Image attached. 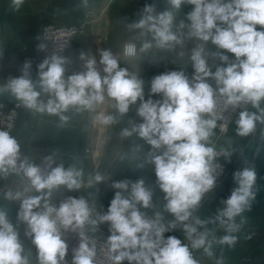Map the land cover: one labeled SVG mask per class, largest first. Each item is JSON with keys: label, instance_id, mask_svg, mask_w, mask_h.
<instances>
[{"label": "clouds", "instance_id": "1", "mask_svg": "<svg viewBox=\"0 0 264 264\" xmlns=\"http://www.w3.org/2000/svg\"><path fill=\"white\" fill-rule=\"evenodd\" d=\"M23 3L12 0L13 10L19 11ZM184 5H191V11L179 19ZM76 8L89 9L90 0H80ZM125 28L132 35L118 52L99 49L97 61L90 51H81V70L70 75L66 73L72 60L64 55L63 46L38 64L35 78L31 62L25 61L20 76L0 83V96H9L30 112L57 117L59 127L72 119L69 113L85 112L95 124L111 127L135 107L140 122L128 118L119 137L136 142L119 160L140 171L151 165L154 183H146L142 176L112 181L114 197L106 212L98 210V186L111 175L96 171L85 178L82 161L71 158L65 167L57 150L37 164L22 154L16 137L0 130V179L18 181L3 193L4 199L19 203L18 223L0 207V264H68L70 233L79 241L72 249L71 264H97L98 245L106 246L109 264H201L195 256L201 250L214 264H226L216 246L231 249L238 243L247 223L245 213L251 211L260 190L254 166L234 172L235 187L214 215L199 213L223 171L217 161L229 160L237 152L230 141L229 147L217 148L216 129L227 131L220 121L239 110L234 119L239 137H249L264 125V0H165L162 11L155 3L145 4ZM37 39L42 41L38 50L47 51L48 39ZM152 53H175L172 62L181 63L178 70L152 77L145 98L141 63L168 56L145 59ZM187 65L193 69L191 75L185 71ZM61 187L95 192L68 196L57 205L53 197ZM156 189L163 193L162 203L154 199ZM19 224L25 225L23 236L35 248L34 260ZM104 224L109 235L101 244L97 233ZM175 230L182 232L183 241L175 235L165 237ZM218 230L223 235L218 236Z\"/></svg>", "mask_w": 264, "mask_h": 264}, {"label": "crops", "instance_id": "2", "mask_svg": "<svg viewBox=\"0 0 264 264\" xmlns=\"http://www.w3.org/2000/svg\"><path fill=\"white\" fill-rule=\"evenodd\" d=\"M80 0H24L19 11L13 10L12 0H0V83H4L11 77L20 76L21 61L23 56L35 55L38 52L37 45L40 40V29L44 23L56 25L78 24L83 21L85 14H89L86 26L87 32L80 36L71 46L65 56L72 60L67 66L66 75L74 71L81 70L82 62L79 60L81 51H90L99 61V49L111 48L113 52H118L122 44L132 35L125 28L126 22H132L138 18L139 12L145 4L155 3L158 11L165 8V0H90V8H76ZM191 5L182 6L179 19L191 11ZM259 28V26H258ZM193 45L189 43L187 49ZM230 58L232 54L227 53ZM158 62L144 61L140 65V75L146 81L145 98L148 96L151 78L155 75L170 70H178L180 60L177 64L173 63L175 53H152L149 57L164 56ZM139 61H133L132 68L135 70ZM210 63H213L210 61ZM214 63L219 64V61ZM121 67L125 65L121 62ZM215 68L213 67V71ZM187 74L191 75L193 70L191 65L185 67ZM38 68L33 71V78L36 77ZM154 96L153 99H159ZM0 100H11L7 95L0 96ZM255 111V109H250ZM111 111V109H108ZM72 119L64 127H59L57 117L40 115L22 109L19 113L13 136L22 144V154L29 155L37 164L41 158L51 154L52 150H57L63 159L65 167L71 162V158L76 157L82 161L85 171V178L89 174L100 171L105 175H111V180L101 183L97 196L98 210L107 211L111 199L114 197L115 189L111 188L112 181L130 179L135 181L140 176L144 177L146 183L151 184L155 181L154 170L151 165L143 171L135 170L134 165H129L127 161L121 163L119 157L128 151L135 138L121 140L120 130L127 126V119L133 118L137 122L139 118L135 115L133 107L125 119L111 127H103L95 124L92 115L85 112L81 114L69 113ZM264 125H258L257 131L249 137H239L236 135L235 122L230 127V133L220 137L218 128L216 136L213 138L217 148L231 147L234 152L229 160H225L228 167V180L225 187L231 191L235 187L233 174L244 166H254L256 170L264 169V139L261 133ZM138 143L144 144L142 140ZM148 145L144 144V150H149ZM14 179H0V207H4L9 212L10 219L13 220L18 210V202L11 204L4 199L3 193L10 186H14ZM94 193V188H82L80 191H67L63 187L53 197V202L66 194L88 195ZM163 193L156 189L155 200L160 201ZM225 198L209 196L205 197L200 209V215L207 217L214 215L218 208L222 207L221 200ZM162 203V201H160ZM102 206V207H101ZM247 223L241 230L239 241L234 248L216 246L217 255H223L226 264H264V220L259 214L253 211L245 213ZM169 219L171 217H168ZM24 228H20L21 238L25 246L32 249L33 260L35 248L30 240L23 236ZM100 229L108 231V225L100 226ZM175 235L182 241L184 239L180 230L165 233V237ZM217 235H223L222 230L217 231ZM250 237V238H249ZM184 242H188L184 240ZM201 264H214L213 260L203 256L202 250L195 252ZM67 261L71 260L68 253Z\"/></svg>", "mask_w": 264, "mask_h": 264}, {"label": "built area", "instance_id": "3", "mask_svg": "<svg viewBox=\"0 0 264 264\" xmlns=\"http://www.w3.org/2000/svg\"><path fill=\"white\" fill-rule=\"evenodd\" d=\"M88 18H89V14L86 13L83 21L78 24L56 25V24L48 23V24H44L43 26H41L40 36L41 38L48 39V41H46L48 45V49L47 51L38 50L37 54L35 55L27 54L23 56L22 61H21V67L25 61H29L31 62V66H32L31 72L33 73V71L36 69L38 64L41 63L44 58L50 55L52 50L58 49L62 46L65 47L66 49L64 52V55H65L69 51L73 43L80 36L86 34V31H87L86 26L88 23ZM41 42L42 41L40 40V43ZM20 75H21V71H20ZM22 109H24V107L17 106V102L14 101L13 99L0 100V130H8L11 133V135H13V131L16 127L19 113ZM238 111L239 110H237V113H231V112L226 113V115L230 116L231 119L220 121V123L225 124L227 128L226 132H222L220 128L218 127V132H219L220 137H224L230 133V127L232 123L234 122V119L236 118ZM20 145H21V151H22V144L20 143ZM73 158H76V157H73ZM217 162L222 165L223 171L218 176L217 186L211 193L207 194L206 197L214 196V197H221V198L226 199L231 193V191H229L225 187V181L228 180L229 171H228L227 164L225 163V159L223 157H221ZM11 179H14L15 183L18 182L15 177H10L7 180H11ZM81 195L82 194H66V195L61 196L57 201L53 203L58 205L61 200L66 199L68 196L78 198ZM18 209H19V203H18ZM12 221L14 223H18V221L16 220V215L14 216ZM23 227H25V225L19 224V228H23ZM108 235H109L108 231L104 229H100V232L97 233L98 243H101V244L104 243ZM78 242H79L78 237L75 234L70 233L67 235V243L69 245L68 253L71 259H72V249L78 245ZM185 243H188V242H185ZM105 247L106 246L98 245L97 264H109V262L105 258V252H104ZM67 262L68 264H71V260ZM124 264H127V262L125 261Z\"/></svg>", "mask_w": 264, "mask_h": 264}, {"label": "rangeland", "instance_id": "4", "mask_svg": "<svg viewBox=\"0 0 264 264\" xmlns=\"http://www.w3.org/2000/svg\"><path fill=\"white\" fill-rule=\"evenodd\" d=\"M262 170L264 169L256 170L257 184L260 186V190L257 194L256 200L253 202L251 211L255 212L256 214H259L262 220H264V177L260 176V174L264 173V171Z\"/></svg>", "mask_w": 264, "mask_h": 264}, {"label": "trees", "instance_id": "5", "mask_svg": "<svg viewBox=\"0 0 264 264\" xmlns=\"http://www.w3.org/2000/svg\"><path fill=\"white\" fill-rule=\"evenodd\" d=\"M44 24H48V23H44ZM44 24H43V25H44ZM43 25H42V26H43ZM262 171H264V170H262ZM260 176L264 177V173L260 174Z\"/></svg>", "mask_w": 264, "mask_h": 264}]
</instances>
